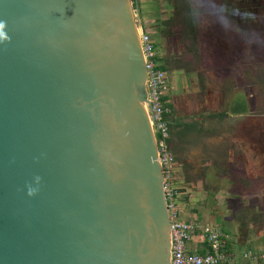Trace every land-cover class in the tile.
<instances>
[{"label":"water","instance_id":"obj_1","mask_svg":"<svg viewBox=\"0 0 264 264\" xmlns=\"http://www.w3.org/2000/svg\"><path fill=\"white\" fill-rule=\"evenodd\" d=\"M0 21V264H170L129 0H0Z\"/></svg>","mask_w":264,"mask_h":264},{"label":"rangeland","instance_id":"obj_2","mask_svg":"<svg viewBox=\"0 0 264 264\" xmlns=\"http://www.w3.org/2000/svg\"><path fill=\"white\" fill-rule=\"evenodd\" d=\"M134 1L170 82L180 217L217 229L228 263L264 264V0Z\"/></svg>","mask_w":264,"mask_h":264},{"label":"built area","instance_id":"obj_3","mask_svg":"<svg viewBox=\"0 0 264 264\" xmlns=\"http://www.w3.org/2000/svg\"><path fill=\"white\" fill-rule=\"evenodd\" d=\"M136 35L144 67L143 87L167 211L170 264L226 262L227 258L222 256L225 242L224 239L222 240L223 235L217 229L212 226H197L192 221L180 217L176 204L178 192L170 181L174 173L175 161L167 143L171 112L169 107L171 102L168 100L169 82L165 71L159 68V63L156 61V51L150 37L140 26L136 28Z\"/></svg>","mask_w":264,"mask_h":264},{"label":"trees","instance_id":"obj_4","mask_svg":"<svg viewBox=\"0 0 264 264\" xmlns=\"http://www.w3.org/2000/svg\"><path fill=\"white\" fill-rule=\"evenodd\" d=\"M130 2H131V5L134 7L135 1L134 0H130ZM156 61L159 63V68H161L162 70L166 69L165 65L161 61H159V58L157 57V53H156ZM169 107H170V109L172 108L171 105H169ZM168 125L170 126V120H169V124ZM174 173H175V171H174ZM170 181L172 183V186H174L176 188V190H177V192L179 194L180 193L179 190H178L179 188L176 186V183L174 182V175H173V177L171 178ZM176 204L178 206V199L176 200ZM222 240H223V238H222ZM225 244H226V242H225ZM198 252H200V251H198ZM224 263L225 262H222L220 264H224Z\"/></svg>","mask_w":264,"mask_h":264},{"label":"clouds","instance_id":"obj_5","mask_svg":"<svg viewBox=\"0 0 264 264\" xmlns=\"http://www.w3.org/2000/svg\"><path fill=\"white\" fill-rule=\"evenodd\" d=\"M5 27H6V23L4 21H0V42L9 39L6 32L4 31ZM37 179L39 180V177H37ZM35 191H36L35 189L29 188L28 195L30 196L33 195Z\"/></svg>","mask_w":264,"mask_h":264},{"label":"crops","instance_id":"obj_6","mask_svg":"<svg viewBox=\"0 0 264 264\" xmlns=\"http://www.w3.org/2000/svg\"><path fill=\"white\" fill-rule=\"evenodd\" d=\"M168 82H169V80H168ZM169 85H170V82H169ZM170 87H171V86H170ZM235 258H236V257H235ZM236 259H238V258H236ZM228 262H229V261H228ZM228 262H227V260H226V262H225L224 264H230V263H228ZM242 262H243V261H241V260L238 259V261L236 260L235 263H236V264H243Z\"/></svg>","mask_w":264,"mask_h":264},{"label":"flooded vegetation","instance_id":"obj_7","mask_svg":"<svg viewBox=\"0 0 264 264\" xmlns=\"http://www.w3.org/2000/svg\"><path fill=\"white\" fill-rule=\"evenodd\" d=\"M165 71V70H164Z\"/></svg>","mask_w":264,"mask_h":264}]
</instances>
